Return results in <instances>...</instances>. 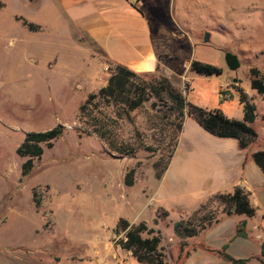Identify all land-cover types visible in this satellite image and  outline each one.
<instances>
[{
    "label": "rangeland",
    "instance_id": "1",
    "mask_svg": "<svg viewBox=\"0 0 264 264\" xmlns=\"http://www.w3.org/2000/svg\"><path fill=\"white\" fill-rule=\"evenodd\" d=\"M1 1L0 264H89L102 240L114 246L121 238L113 233L119 218L157 225L165 264H179L183 247L172 223L183 219L178 202L187 208L189 202L165 191L151 195L157 185L169 187L168 169L163 172L178 139L175 124L186 115L184 109L179 115L165 92L153 95L149 84L166 80L184 103L238 120L244 95L256 114L250 124L256 135L246 152L264 150V100L249 86L250 68L264 76V0H140L153 24L176 43V56L166 62L169 76L160 69L136 74L111 96L98 90L115 64L85 36L74 40L62 11L44 0ZM225 51L236 55L237 68L225 65ZM191 60L219 73L197 74L189 69ZM133 86H144L145 97L129 108L137 97ZM88 94L95 96L79 110ZM187 117L185 143L193 133ZM57 124L61 134L50 146L39 143L42 153L21 175L27 156L15 149L24 134ZM184 156L182 142L175 163ZM208 198L184 219L196 224L222 212V204Z\"/></svg>",
    "mask_w": 264,
    "mask_h": 264
},
{
    "label": "crops",
    "instance_id": "2",
    "mask_svg": "<svg viewBox=\"0 0 264 264\" xmlns=\"http://www.w3.org/2000/svg\"><path fill=\"white\" fill-rule=\"evenodd\" d=\"M44 1L62 11L61 21L66 29L73 30L71 36L74 40L85 36L101 50L102 55L99 56L110 64L119 63L137 74H150L160 69L169 76L171 71L166 62L170 57L175 58L173 47L176 43L158 24H153V18L140 8V0ZM130 1H135L137 9L130 5ZM0 5L4 6L1 0ZM183 122L163 172L168 169L169 187L163 190L157 185L153 187L151 196H162L160 192L165 191L163 195L168 194L170 198H185L189 202L188 208L185 201L177 204L182 214L179 218L184 219L191 216L209 196L228 193L233 187H239L247 192L254 214L227 215L219 212L213 217L215 221L194 235L180 239L183 256L179 264H232L223 261L216 252L223 245L225 252L233 258H246L247 264L251 261L252 264H264L257 258L264 233V173L250 160L246 149H238L235 139L213 136L194 120L195 124L188 121L193 133L184 137L185 143L182 140ZM182 142L185 144V156L176 164L175 154ZM241 222L243 235L235 236V228ZM154 227L160 233L158 226ZM101 243L103 246L99 244L93 250L94 256H91L89 264H140L116 245L114 248L104 240Z\"/></svg>",
    "mask_w": 264,
    "mask_h": 264
},
{
    "label": "trees",
    "instance_id": "3",
    "mask_svg": "<svg viewBox=\"0 0 264 264\" xmlns=\"http://www.w3.org/2000/svg\"><path fill=\"white\" fill-rule=\"evenodd\" d=\"M130 5L137 9L135 1H130ZM30 25V24H29ZM93 47H96L91 42ZM98 54L102 55L99 48H96ZM225 65L229 69H235L239 66V60L236 55L230 51H225L223 54ZM115 72L111 74L105 86L98 90V94L111 96L114 92H120L128 77L134 76L137 73L131 69L115 63ZM189 69L197 74L210 75L219 73V68L213 65L202 63L196 60H191ZM249 86L264 100V76L260 75L255 68L249 70ZM167 87V88H165ZM149 88L153 95L159 97V93L165 92L169 99H171L174 107L181 115L184 109L185 115L190 116L202 129L209 134L216 137H230L236 140L238 149H245L249 142L255 138V131L251 127V123L255 118V109L244 95H240V102L242 107V118L240 120L228 118L218 109H204L191 103H184L179 92L175 91L169 86L166 80L162 82L150 83ZM133 91L137 92L136 100L129 104V108H134L141 103L145 97L144 86H133ZM95 94H88L84 103L79 106V110L85 108V104L89 102ZM180 121V120H179ZM177 122L175 125L180 130L181 123ZM62 132V126L57 124L53 127L43 130L27 132L24 134L22 141L16 147L15 152L19 156H27L21 163L20 173L24 175L31 167V158L39 156L42 153V148L39 143H45L46 146L51 145V141L59 136ZM171 155V154H170ZM170 155L168 157H170ZM250 160L264 173V150L256 149L248 153ZM131 170L128 172L129 178ZM126 185L130 184V180L124 181ZM208 199H214L222 204V212L225 214H244L252 216L254 214V207L248 200L247 192L239 187H233L228 193H215ZM166 215V212H163ZM211 217H207L205 222L200 220L196 224H192L188 219H179L172 223V231L174 235L182 238L194 235L199 229L205 225L215 221ZM243 223H239L234 231L235 236L243 235ZM113 233H121V238L116 242L119 248L129 251L135 261L140 264H164L163 254L161 252L160 233L158 230L148 227L144 221H139L136 224L129 223L124 218H119ZM144 234V235H142ZM225 245L216 252L223 261L232 264H247L246 258H233L225 252ZM258 260L264 262V233L260 242V249Z\"/></svg>",
    "mask_w": 264,
    "mask_h": 264
},
{
    "label": "water",
    "instance_id": "4",
    "mask_svg": "<svg viewBox=\"0 0 264 264\" xmlns=\"http://www.w3.org/2000/svg\"><path fill=\"white\" fill-rule=\"evenodd\" d=\"M207 39V35L206 34H204V40H206ZM234 81V80H233Z\"/></svg>",
    "mask_w": 264,
    "mask_h": 264
},
{
    "label": "built area",
    "instance_id": "5",
    "mask_svg": "<svg viewBox=\"0 0 264 264\" xmlns=\"http://www.w3.org/2000/svg\"><path fill=\"white\" fill-rule=\"evenodd\" d=\"M227 95L225 94V97H226ZM114 243V242H113ZM118 248H119V246L117 245V244H115ZM129 252V251H128Z\"/></svg>",
    "mask_w": 264,
    "mask_h": 264
}]
</instances>
